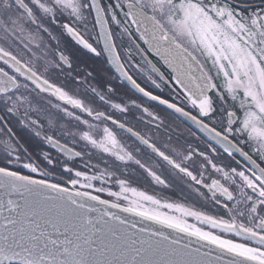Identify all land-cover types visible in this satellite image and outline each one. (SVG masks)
Returning a JSON list of instances; mask_svg holds the SVG:
<instances>
[{
	"label": "snow or ice",
	"instance_id": "6c2138e0",
	"mask_svg": "<svg viewBox=\"0 0 264 264\" xmlns=\"http://www.w3.org/2000/svg\"><path fill=\"white\" fill-rule=\"evenodd\" d=\"M62 17L70 22L62 23ZM90 18L92 28H98L95 40L102 44L100 50L80 30H87ZM51 25L63 28L96 56L105 53L122 81L190 120L228 156L239 154L246 161L244 170L218 165L201 151L195 154L204 163L194 173L151 138L53 83L47 75L50 69L70 68L71 62L63 52L49 57L47 41L59 43ZM0 65V104L13 115L22 112L37 136L43 125L28 114L55 108L76 122L77 130L67 135L121 163L133 161L156 184L167 187L104 123L111 121L199 186L194 189L197 194L222 213L162 201L124 179H115L118 190L113 191L103 186L116 176L107 169L99 175L75 171L68 187L51 182V173L31 162L22 167L43 178L0 166V264H264V0L255 7H238L236 0H0ZM136 77L161 92L168 87L183 101L177 104L153 94ZM92 91L104 104L128 112L123 104ZM69 106L91 120L69 111ZM143 111L157 121V128L164 123L149 109ZM220 111L226 124L218 130L213 125ZM48 127L57 124L49 119ZM42 138L70 159L83 155L55 135L44 132ZM210 150L216 152L211 146ZM5 152L9 164L12 157L20 163L11 142L5 144ZM193 154L194 150L184 154L182 161H191ZM44 159L54 166L49 155ZM209 167L218 178L206 181ZM64 171L73 173L71 167ZM89 189L106 193L114 202Z\"/></svg>",
	"mask_w": 264,
	"mask_h": 264
},
{
	"label": "flooded vegetation",
	"instance_id": "af4514ba",
	"mask_svg": "<svg viewBox=\"0 0 264 264\" xmlns=\"http://www.w3.org/2000/svg\"><path fill=\"white\" fill-rule=\"evenodd\" d=\"M104 2L110 3L113 0H104ZM259 2L260 0H236L238 7L244 4L255 7L259 5ZM61 22L69 23L70 21L67 17H62ZM51 28L59 43L57 44L54 40L47 41L50 44L49 57H58V53L63 52L69 57L71 62L70 68L66 65H61L60 69H50L47 75L53 83L83 99L94 110L111 115L113 119L125 124L126 128L130 127L133 131L139 132L145 138H151V141L155 142L157 147L171 155L178 162H182V166L188 167L194 173H199L201 171L200 166L204 163L203 158L195 154L201 151L208 153L218 165L244 170L246 161L239 154L234 153L235 158L228 156L219 144L215 141H210L188 122L182 120L164 106L139 95L130 88L111 68L105 53L101 52L100 56H96L94 53L77 44L63 28L58 25H51ZM80 30L93 46L97 47L98 50L101 49L102 44H97L95 40L98 28H92L91 18L87 30L82 27ZM6 70L11 71L7 68ZM165 75L167 76L168 73L165 72ZM136 78L142 87L152 91L153 94L160 95L162 98L169 99L170 102L177 104L183 101L182 95H172L168 87H165L164 91L161 92L150 83L145 82L143 77ZM109 88L114 89V91H109ZM93 89L104 94L111 102L123 104L129 109L128 112L121 113L109 105L104 104L93 93ZM133 102L141 105V107H135ZM53 103L59 102L53 99ZM230 106L226 105L225 107ZM144 108L159 115L164 123L157 128V121L147 116L143 111ZM69 111H74L83 118L91 120L90 117L84 116L78 110L71 109L70 106ZM192 112L194 115L196 114L195 110H192ZM28 116L30 119L38 120L43 125L41 136L35 134L33 126L26 125L22 112L13 115L7 111L3 104H0V152L4 155V157L0 156V166L6 165L12 170H19L21 174L32 175L36 179L43 178L38 173H30L22 167L23 163L31 162L41 170L50 172L51 175L48 179L51 182H59L63 186L68 187L71 186L67 184V180L70 175L75 178V171H82L88 175L94 173L99 175L100 172L107 169L109 172H115L116 176L112 180H108L103 186L113 191L118 190V185L114 182L115 179H124L130 187H135L162 201L183 203L212 215L222 214L219 206L215 205L211 200L201 198L197 194L194 189L199 186L193 185L187 177L179 173L178 170L172 169L170 165L156 156L151 149L141 144L135 136L128 133L125 129H120L118 125L112 124L111 121L104 123L117 134L121 143L127 150L133 153L136 159H139L143 164L152 168L153 171L167 182V187L156 184L151 176L133 161L121 163L113 157L103 155L99 151L86 145L78 137L73 138L67 135L66 133L69 130L73 132L77 130L76 122L65 117L63 113L57 111L55 108L47 107L46 111L42 110L40 113L30 112ZM49 119L55 121L57 124L56 128L50 129L48 127ZM209 123L211 124V122ZM225 124L226 116L223 111H220L213 126L220 130ZM44 132L55 135L61 143L66 144L74 151L81 152L83 154L82 157L70 159L64 156L43 140L42 136ZM7 142H11L17 148V154L20 156L19 164L14 161V157L11 158L13 159V163H8V159L10 158L7 157L5 152V144ZM210 146L216 149L215 153L211 152ZM193 150V159L191 161H182V156ZM245 151L252 154L251 150L247 147H245ZM45 154L53 159L54 166L47 163L44 159ZM253 158L256 159L255 156ZM257 162L261 163L259 160ZM65 167H71L73 173H66L64 171ZM205 175L206 181L208 178H218L217 174L212 172L210 167ZM95 183L97 186H100L99 182ZM88 191H91L93 195H99L101 199H108L114 202L113 198L108 197L106 193H96L91 189ZM201 191H204L205 195H207L205 189L201 188ZM190 222L195 223V221Z\"/></svg>",
	"mask_w": 264,
	"mask_h": 264
},
{
	"label": "water",
	"instance_id": "95a60500",
	"mask_svg": "<svg viewBox=\"0 0 264 264\" xmlns=\"http://www.w3.org/2000/svg\"><path fill=\"white\" fill-rule=\"evenodd\" d=\"M110 62V61H109ZM110 66H111V68L115 71V69H114V67L111 65V63H110ZM117 75H118V73H116ZM119 76V75H118ZM130 88H132V86L127 82V81H124ZM133 89V88H132ZM135 92H137L135 89H133ZM139 95H141V96H143L141 93H139V92H137ZM144 97V96H143ZM147 98V97H146ZM154 102H156V101H154ZM158 103V102H157ZM162 106H164V105H162ZM165 108H167L166 106H164ZM167 110H170L171 112H172V110L171 109H167ZM174 114H176V113H174ZM179 118H181L182 120H185L186 122H188L191 126H193L194 128H196V126L195 125H193L192 124V122L190 121V120H186L185 118H183V117H180L179 116V114H176ZM197 129V128H196ZM198 130V129H197ZM202 133V132H201ZM203 134V133H202ZM204 135V134H203ZM111 202V201H110ZM121 215H126V214H124V213H121ZM132 217H129V219H131Z\"/></svg>",
	"mask_w": 264,
	"mask_h": 264
},
{
	"label": "rangeland",
	"instance_id": "374dc122",
	"mask_svg": "<svg viewBox=\"0 0 264 264\" xmlns=\"http://www.w3.org/2000/svg\"><path fill=\"white\" fill-rule=\"evenodd\" d=\"M0 156L4 157V155L0 152Z\"/></svg>",
	"mask_w": 264,
	"mask_h": 264
}]
</instances>
